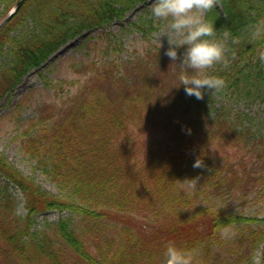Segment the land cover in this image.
I'll use <instances>...</instances> for the list:
<instances>
[{
	"label": "trees",
	"instance_id": "16d2710c",
	"mask_svg": "<svg viewBox=\"0 0 264 264\" xmlns=\"http://www.w3.org/2000/svg\"><path fill=\"white\" fill-rule=\"evenodd\" d=\"M15 1L0 0V19ZM147 1L25 0L0 29V53L11 58L0 101L69 40L101 39L91 31ZM206 15L226 46V59L206 69L226 81L219 91L188 95L183 69L152 44L123 62L83 63L68 100L25 121L20 154L57 194L0 152V264H165L169 242L196 250L195 264H250L264 217L222 200L264 195V149L216 97L264 101V0H217ZM156 23L148 13L131 26L149 42ZM50 211L70 216L32 230Z\"/></svg>",
	"mask_w": 264,
	"mask_h": 264
},
{
	"label": "rangeland",
	"instance_id": "374dc122",
	"mask_svg": "<svg viewBox=\"0 0 264 264\" xmlns=\"http://www.w3.org/2000/svg\"><path fill=\"white\" fill-rule=\"evenodd\" d=\"M151 0L146 4H139L134 9L126 12L120 20L111 22L110 25L101 29L91 31L93 37L98 33L104 32L101 39L94 38L90 44H86L84 37L86 33L69 40L52 54L47 61L38 68L30 70L21 80V82L9 93L5 94L0 101V152L15 165L24 174L30 175L36 181L51 193L57 194L55 185L38 171H33V165L20 154L18 149L20 134L25 121L37 115V108L43 103L56 102L61 104L68 100L72 94L67 82L82 77L76 72L83 63L94 62L100 65L102 62H109L118 59L126 61L139 53L145 47L156 45L158 47L157 33L160 31L164 21L157 20V29L149 39V42L141 40L140 35L134 31L131 23L137 21L139 17H145L150 13ZM3 6H0V11ZM144 12H146L144 14ZM16 34V33H12ZM164 43L161 50L165 51L169 44L167 37L162 38ZM81 44H86L80 49ZM95 44V45H93ZM90 46V47H87ZM6 48V47H5ZM3 49L0 53V68L11 63L7 50ZM115 48V50H113ZM183 53V48L180 49ZM45 79L56 84L59 80L65 82L62 87L51 89L46 86ZM216 106L225 107V112L238 114L242 125L249 130L248 137L252 143L257 142L264 149V101L257 99L255 101H235V99L216 97ZM223 205H227L232 212L246 215H256L264 217V195H259L257 199L253 196L247 198L225 197L222 200ZM69 213L50 211L46 214L38 215V224L32 230L48 222H57L59 219L69 217ZM263 251L264 245L260 246Z\"/></svg>",
	"mask_w": 264,
	"mask_h": 264
},
{
	"label": "clouds",
	"instance_id": "9594fccd",
	"mask_svg": "<svg viewBox=\"0 0 264 264\" xmlns=\"http://www.w3.org/2000/svg\"><path fill=\"white\" fill-rule=\"evenodd\" d=\"M216 2L217 0H151L149 4L150 15L164 21L157 33L159 50L163 47L162 38L166 36L169 47L165 49V54L183 69L180 86H184L188 95H195L197 98H203L206 92L219 91L226 84L222 76L211 75L206 71L215 63L226 59L225 43L215 38L216 25L206 15ZM189 69L194 71H188ZM202 164L203 161L199 158L194 161V167ZM196 178L190 179L196 181ZM221 231L225 238L234 234L229 227H223ZM164 256L165 264H195L196 250L169 242ZM250 264H264V251L255 249L251 254Z\"/></svg>",
	"mask_w": 264,
	"mask_h": 264
},
{
	"label": "water",
	"instance_id": "95a60500",
	"mask_svg": "<svg viewBox=\"0 0 264 264\" xmlns=\"http://www.w3.org/2000/svg\"><path fill=\"white\" fill-rule=\"evenodd\" d=\"M25 0H16L11 8L1 17L0 29L20 10Z\"/></svg>",
	"mask_w": 264,
	"mask_h": 264
}]
</instances>
